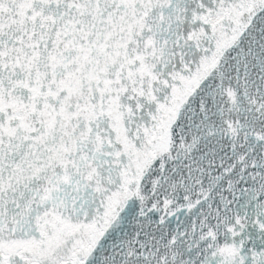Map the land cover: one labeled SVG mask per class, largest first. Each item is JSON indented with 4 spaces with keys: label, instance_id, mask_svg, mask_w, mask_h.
I'll list each match as a JSON object with an SVG mask.
<instances>
[{
    "label": "snow or ice",
    "instance_id": "1",
    "mask_svg": "<svg viewBox=\"0 0 264 264\" xmlns=\"http://www.w3.org/2000/svg\"><path fill=\"white\" fill-rule=\"evenodd\" d=\"M0 264H264V0H0Z\"/></svg>",
    "mask_w": 264,
    "mask_h": 264
}]
</instances>
